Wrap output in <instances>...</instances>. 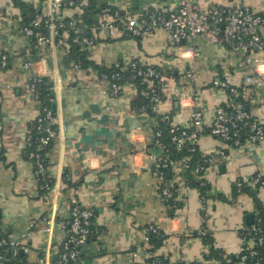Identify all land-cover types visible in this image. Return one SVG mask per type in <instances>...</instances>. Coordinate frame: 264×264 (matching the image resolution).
Masks as SVG:
<instances>
[{
  "label": "crops",
  "instance_id": "1",
  "mask_svg": "<svg viewBox=\"0 0 264 264\" xmlns=\"http://www.w3.org/2000/svg\"><path fill=\"white\" fill-rule=\"evenodd\" d=\"M22 1L38 13H45L49 0ZM83 1L80 9L67 14H81L90 6L95 10L118 7L133 15L151 7L172 12L179 4L178 0ZM197 2L202 7L226 8L236 3ZM247 4L255 14L264 17V0H248ZM91 15L93 12H89V19ZM22 22V11L13 0H0V61L3 55L9 57L7 67L0 68V219L5 233L14 238L32 230L30 252L21 254L27 264H40L38 259L45 256L49 264L54 262L67 236L61 223L71 217L72 200L92 210L94 223L105 231L88 241L75 264H141L149 258L144 248L169 264H233L241 247L239 228L255 221L256 199L264 208V189L255 191L254 197L250 192L237 193L234 184L255 175L264 177V145L244 143L231 147L210 134L216 108L230 99L228 92L214 88L212 82L219 78L240 87L246 94L249 114L264 121V85L245 83L251 74L264 81V55L260 72L250 73L228 49L198 39L195 44L199 56L194 60L198 79L192 83L183 74L186 61L178 56L168 34L158 30L139 38L102 37L85 52L88 67L76 69L60 45L34 49L22 32ZM131 61L152 65L166 74L163 113H170L175 125L185 126L193 108L203 113L205 133L199 151L211 158L203 176L211 186L209 211L203 210L200 190L187 186L186 172L180 168L167 173V180L176 190L174 200H163L159 182L141 151L144 145H151L158 125L156 117L136 109L138 97L131 88H125L119 97L102 92L105 82L100 71ZM27 62L31 63L30 69L24 68ZM35 75L53 84L55 123L64 127L46 154L48 171L55 181L48 194L43 193L35 178L33 145L28 141L29 130L40 113L29 88ZM192 91L198 104L182 100V93ZM92 105L98 106L99 113L91 109ZM103 115L117 123L111 127L121 133L112 149L105 145L99 151L83 154L69 146L83 130L92 129L94 124L90 120ZM221 151H225L224 157ZM46 219L53 220L50 233ZM149 223H154L166 236L156 250L145 245L144 228ZM202 227L208 230L211 242L198 235ZM212 248L218 252L217 258L211 255Z\"/></svg>",
  "mask_w": 264,
  "mask_h": 264
},
{
  "label": "built area",
  "instance_id": "2",
  "mask_svg": "<svg viewBox=\"0 0 264 264\" xmlns=\"http://www.w3.org/2000/svg\"><path fill=\"white\" fill-rule=\"evenodd\" d=\"M176 11L167 12L158 7H151L138 15L118 7L107 6L98 8L91 15V22H86L83 13L68 15L80 9L83 0H49L45 13H37L30 23L21 25L23 34L30 40L34 49L43 47H70V42L87 52L92 49L102 37L119 39L123 37L139 38L150 35L158 30L165 31L170 42L177 48L178 56L186 61L183 69L184 76L192 83L198 76L195 71V58L199 56L196 41L204 38L216 47L228 49L240 60V65L250 73L260 72L264 55V17L255 14L248 6V0H235L231 8L213 5L202 7L197 0H178ZM69 54V53H68ZM189 55L185 58L184 55ZM9 57L3 55L0 68L5 69ZM31 68V63L24 65ZM80 69L79 65H75ZM256 75V74H255ZM249 75L246 84L263 86L260 77ZM105 82L102 92L110 97H119L125 88L134 90L142 104L138 111L144 114H154L157 122L169 125L170 140L164 138L161 130L152 134V146L144 145L142 153L148 158L153 176L158 180L163 200L172 199L176 190L167 180L166 172L173 168L184 171L191 170L202 179L211 158L201 155L199 142L204 135V115L193 108L190 111L188 123L177 126L173 123L170 113H163L165 98L163 94L166 74L159 68L146 65L138 61H131L123 66L117 63L111 67L109 73L100 74ZM214 88L228 92L229 102L218 106L215 110L213 124L209 132L223 144L231 147H241L244 143L264 145V121L252 118L246 109V94L240 87L232 86L230 82L215 79ZM45 78L35 75L31 78L29 88L35 95L40 113L29 130L28 141L33 145L32 161L34 175L46 194L55 186L46 165L47 150L53 141L57 140L64 131V127L56 125V114L45 105L41 98L42 87H46ZM182 100L186 98L198 104L199 99L194 91L181 94ZM174 151L184 153L182 158H176ZM197 153L201 157L195 159ZM225 156V151L220 152ZM204 179V178H203ZM202 179V180H203ZM202 186L210 183L204 179ZM234 187L242 193L244 189L259 191L264 189V177L255 175L250 178L238 179ZM209 195V193H207ZM203 210L209 211L208 200L201 196ZM71 217L61 226L66 231V239L56 252V264H75L84 254L85 246L93 236H101L105 232L94 223L95 214L92 210L82 207L76 200H72ZM48 224L47 232L53 228V220H44ZM205 222V218H204ZM260 220L248 227L239 228L241 247L239 252L240 264H264L261 248L264 247V230ZM34 226V224H32ZM160 231L154 223L144 228L145 245H149L151 235ZM199 236L206 237L208 230L202 227ZM32 230L14 238L5 233L0 219V264H21L22 253L30 252ZM149 258L141 264H169L163 259L156 258L154 254L144 248ZM40 264H49L48 258L40 257ZM192 264H204L201 261Z\"/></svg>",
  "mask_w": 264,
  "mask_h": 264
},
{
  "label": "trees",
  "instance_id": "3",
  "mask_svg": "<svg viewBox=\"0 0 264 264\" xmlns=\"http://www.w3.org/2000/svg\"><path fill=\"white\" fill-rule=\"evenodd\" d=\"M13 2L16 5V7H18L22 11V14H23L22 24L30 23V21L33 19V17L38 13L34 8H32L29 4L24 3L22 0H13ZM89 12H93V14H94L95 13V7L90 6V7L86 8V11H85L86 16H84V18H85L86 22H88V23L91 22V19H89L90 16H88ZM69 44H70V47L68 48L69 59L71 61H73L75 64L79 65L80 69L88 67L89 63L87 62L85 52L81 51L80 48L78 46H76L75 44H72L71 42ZM64 48L67 50V47H64ZM110 71H111V69L101 70L99 74L109 73ZM45 80H46L47 86L42 87L41 98L44 101L45 105H47L50 109H52L55 112V110H54L53 84L48 79L45 78ZM142 103L143 102H142L141 98H138V100L136 102V109L137 110H138V107ZM152 115H154V114H152ZM154 117H156V116L154 115ZM156 130H161L163 132L164 138L169 142V140H170L169 125H167L166 123L158 122V125L154 129V132ZM151 146H152V142H151V145L149 147H151ZM174 156L176 158H182L183 156H185V154L184 153H177L174 151ZM200 157H201L200 153H197L195 156V159H199ZM45 160H46V157H45ZM46 165H47V160H46ZM194 168H195V165L193 163L192 169L188 170L187 172L185 171L186 172V179H187V186L190 188H193V187L198 188L200 190L201 196L205 197L208 200L210 198V196L207 193H209L211 191V186L209 184H207L206 186H202V182L205 181L203 179L204 177L202 178L203 180L199 179L197 174H195V172H194ZM169 171H171V170H168L166 172V177H167V173ZM234 189L237 192V189L235 187H234ZM244 192H250L254 197H256L255 191H253L251 189H244L242 191V193H244ZM43 193H46V192L43 191ZM237 193H239V192H237ZM172 200H174V199H172ZM256 203L258 206V215H257L255 221L253 222V224L257 223L258 220H260L259 225L264 230V208L258 199H256ZM165 237L166 236L163 235L161 232L159 234H156V235H151L150 245L154 246V249L156 250L158 247L161 246L162 242H164ZM205 238L208 239V235ZM208 242H211V240L208 239ZM261 254L264 256V247L261 248ZM211 255L214 256L215 258H217L218 252L214 248H212ZM20 260L22 262L21 264H27L26 258L20 256ZM56 261H57V256L54 257V262L52 264H56ZM233 264H240V257L239 256H238V259L235 262H233Z\"/></svg>",
  "mask_w": 264,
  "mask_h": 264
},
{
  "label": "water",
  "instance_id": "4",
  "mask_svg": "<svg viewBox=\"0 0 264 264\" xmlns=\"http://www.w3.org/2000/svg\"><path fill=\"white\" fill-rule=\"evenodd\" d=\"M91 109L97 113L98 106L92 105ZM94 126L90 129H85L81 134L70 143L69 146L75 148L80 153H88L89 151H99L102 146L108 145L109 149L114 146L115 138H121V133H117L116 129L111 127L113 123L108 115L97 117L95 120H90Z\"/></svg>",
  "mask_w": 264,
  "mask_h": 264
}]
</instances>
